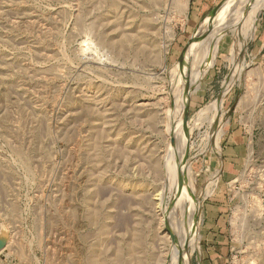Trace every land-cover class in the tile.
Instances as JSON below:
<instances>
[{
	"label": "rangeland",
	"instance_id": "obj_1",
	"mask_svg": "<svg viewBox=\"0 0 264 264\" xmlns=\"http://www.w3.org/2000/svg\"><path fill=\"white\" fill-rule=\"evenodd\" d=\"M228 1L0 0V264H169L162 211L183 264L217 225L264 264V0L177 75Z\"/></svg>",
	"mask_w": 264,
	"mask_h": 264
},
{
	"label": "bare ground",
	"instance_id": "obj_2",
	"mask_svg": "<svg viewBox=\"0 0 264 264\" xmlns=\"http://www.w3.org/2000/svg\"><path fill=\"white\" fill-rule=\"evenodd\" d=\"M256 1L258 0H250V2L243 4L241 3V0H229L226 4L222 6L221 10L223 13L222 14L223 17L219 22V24L216 25L214 30L211 31L208 39L206 38L204 42L199 43V45L195 47L194 52L189 56L188 60L183 65L180 66V68L178 69V73L176 72L178 76H181L179 78L180 87H182L183 83L186 80L187 82H189L188 80L191 79V75L200 71L203 68V66H205L207 62L211 59V56L213 55V52L216 47V43L227 27L230 26L232 27V25L233 27H236L240 24H244L249 19V15L252 13ZM126 40L129 39L126 38ZM177 93L175 94L177 95ZM179 94L180 96L178 101L175 99L177 102L181 101L182 97H185L182 96L181 92ZM176 158L177 155L172 150L169 156L170 162L173 163ZM174 169H175L174 170L175 176L178 177L177 178L178 182L176 184V189H175L176 196L174 199L173 206L175 207L177 206V204L179 205L181 203L183 207L185 206L188 207L189 205H191L192 202L191 200L192 198H190L188 194V192L191 191L192 189V185H189L188 179L185 175V170L179 162L174 163ZM177 210L179 209L177 208ZM191 210L192 209H190V211ZM162 213H164L165 215V220L163 221H165L164 225L166 224V232L168 234L169 237L168 239L170 244L169 254L167 252L168 262L169 264H183L180 256V251H181L180 241L183 235L182 229H180L175 222L171 223L169 221L167 217L169 215H167L165 211H162ZM182 227L184 226L182 225Z\"/></svg>",
	"mask_w": 264,
	"mask_h": 264
},
{
	"label": "crops",
	"instance_id": "obj_3",
	"mask_svg": "<svg viewBox=\"0 0 264 264\" xmlns=\"http://www.w3.org/2000/svg\"><path fill=\"white\" fill-rule=\"evenodd\" d=\"M196 4H198L197 5L198 7L196 9H194L195 11L194 10L191 11L189 19H188L189 24H194L196 22L197 16L201 12L200 7L202 6V4L199 1H197ZM216 228H217L216 230L215 229L213 230L215 233L212 231L209 232V234L211 233L212 238L215 237V240L206 243L205 245H207V246L204 248L206 253H207L205 263H208V264H221V262L225 256L224 251H223L224 245H223L222 241L220 240L223 237V229L221 227V229L218 230V228H219L218 225L216 226Z\"/></svg>",
	"mask_w": 264,
	"mask_h": 264
},
{
	"label": "water",
	"instance_id": "obj_4",
	"mask_svg": "<svg viewBox=\"0 0 264 264\" xmlns=\"http://www.w3.org/2000/svg\"><path fill=\"white\" fill-rule=\"evenodd\" d=\"M213 13H214V12L210 13V15H209V16H211ZM190 42H191V41H190ZM190 42H189V43H190ZM189 43H188V45H189ZM2 242H3V241H2V240H0V246L2 245Z\"/></svg>",
	"mask_w": 264,
	"mask_h": 264
}]
</instances>
